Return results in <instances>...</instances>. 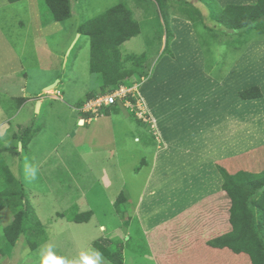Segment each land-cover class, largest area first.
<instances>
[{"label":"rangeland","instance_id":"obj_1","mask_svg":"<svg viewBox=\"0 0 264 264\" xmlns=\"http://www.w3.org/2000/svg\"><path fill=\"white\" fill-rule=\"evenodd\" d=\"M121 1L71 0L72 17L34 37L27 9L30 2L38 6L37 0H0V14L27 73L34 74L36 86L49 83L22 111L24 76L0 81V156L48 235L34 252L21 236L14 247L4 248L0 264H111L94 248L98 240L121 242L122 264H249L246 255L208 244L230 229L218 165L231 174L260 173L264 147L247 154H204L210 161L201 167H196L204 162L201 154H189L195 144L215 143L210 127L217 105L223 112L245 102L238 93L248 82L228 85L229 93L217 98L213 83L193 84L194 61L220 82L236 66H264L237 62L243 55H264V36L224 31L198 0H123L142 31L124 43L122 55L146 52L149 58L142 76L121 84L136 100L127 97L130 106L118 100L89 120L81 108L103 84L90 72L89 38L78 33V26ZM181 8L193 23L174 15ZM195 57L200 59L188 60ZM251 72L248 78L264 89V73ZM26 130L34 133L28 149L21 140ZM120 194L125 201L119 213ZM75 204L81 212H93L88 223L59 217ZM11 218L9 210L0 211V235Z\"/></svg>","mask_w":264,"mask_h":264},{"label":"trees","instance_id":"obj_2","mask_svg":"<svg viewBox=\"0 0 264 264\" xmlns=\"http://www.w3.org/2000/svg\"><path fill=\"white\" fill-rule=\"evenodd\" d=\"M8 1L15 3L22 0ZM39 1L44 22L48 19L64 23L72 17L71 0ZM198 1L208 7L211 20L224 31L234 34L257 31L264 36V0H257L255 4H228L225 7L219 6L216 0ZM173 13L193 23L188 10L181 8ZM164 22L168 25L166 19ZM141 31L142 24L134 18L131 8L123 0L100 15L83 20L78 26V33L89 38L90 72L102 80L103 90L100 94L116 89L134 76H142L148 54L143 52L123 56L121 51L124 43L137 37ZM126 63L130 66L126 67ZM238 95L247 101L261 98L263 94L259 86H252L241 90ZM93 97L89 96L88 99ZM22 134L23 147L28 149L34 133L26 130ZM218 170L223 179L222 190L229 202L230 229L208 244L214 249L246 255L249 264H264V171L254 173L241 170L231 174L219 165ZM0 184V211L7 209L12 217L0 235V256H3L4 248L14 247L21 236L25 237L30 251H36L48 241L46 229L22 184L1 156ZM124 201V194H120L115 203L117 212H121ZM92 216V211L81 212L77 204L59 215L77 224L88 223ZM93 246L111 264L123 263L121 242L98 240Z\"/></svg>","mask_w":264,"mask_h":264},{"label":"crops","instance_id":"obj_3","mask_svg":"<svg viewBox=\"0 0 264 264\" xmlns=\"http://www.w3.org/2000/svg\"><path fill=\"white\" fill-rule=\"evenodd\" d=\"M6 2L10 3L8 0H6ZM218 2H221V7H225L228 4H255L257 0H243V3H229L228 0H218ZM30 3L31 4H29L27 9V13L30 16L29 27L33 30L34 37H38L39 35L49 31V29L53 27V24L58 22H51L48 19L44 22L40 1L37 0L38 6L33 4V2ZM6 23V16L4 14H0V81L17 76H24L26 87L22 89V93L25 101L20 106V110L23 111L28 108L32 101H35V99L42 94L49 83H42L37 86L34 84L35 82L32 79L34 74L27 73V69L29 67L23 61L21 52H19L13 38L9 35ZM19 25L25 26L26 24L19 22ZM195 59L200 58L195 57L189 58L188 60L193 62ZM237 62L245 64H252L254 62L257 64H263L264 55H243L241 60ZM194 64V68L196 69V78L194 81L196 82H193V84L203 85L206 83L208 86H211L213 83V85H216L217 87V98H219L221 93H229L228 85L233 86L232 84L245 82H248L246 84L248 87L260 85L259 87L264 95V89L262 88L263 85L259 82L257 83L251 81L248 78V76L252 75L251 71L254 72L253 74H259L258 71L264 73V66H256L253 68L250 65L236 66L227 77L219 82L205 74V72L202 71L201 65H196V61H194ZM200 64H202L201 61ZM261 100L262 98L247 100L245 102L239 101L236 105L233 104L234 106H232V110L227 107L225 110L224 108L222 109L223 112L220 111L221 105H217V119L214 123L212 122L210 127L211 132L214 135L215 143L212 141L206 145L201 144L199 146L200 148L197 144L191 147L189 154H201V157H203L202 159L204 160V162L201 161L197 164L196 167H201L207 165L206 163H209V159H207V162L205 161V155L209 158L215 154H247L250 151L264 147V108ZM37 105L38 104L36 103L34 104L35 109L38 108ZM242 115H244V117H242ZM82 121L84 120L82 119ZM200 126L202 127L203 124L200 123ZM4 129L6 128L4 127ZM169 150L170 148L165 150V152Z\"/></svg>","mask_w":264,"mask_h":264},{"label":"built area","instance_id":"obj_4","mask_svg":"<svg viewBox=\"0 0 264 264\" xmlns=\"http://www.w3.org/2000/svg\"><path fill=\"white\" fill-rule=\"evenodd\" d=\"M129 96L136 100L133 90L126 88L124 85H120L114 90H107L106 93L98 94L86 100L81 108V112L89 120H97L103 108L114 105L118 100H124L126 106H130L129 100H126Z\"/></svg>","mask_w":264,"mask_h":264},{"label":"bare ground","instance_id":"obj_5","mask_svg":"<svg viewBox=\"0 0 264 264\" xmlns=\"http://www.w3.org/2000/svg\"><path fill=\"white\" fill-rule=\"evenodd\" d=\"M79 125H80V126H82V125H83V121H82V120L80 121V124H79Z\"/></svg>","mask_w":264,"mask_h":264},{"label":"clouds","instance_id":"obj_6","mask_svg":"<svg viewBox=\"0 0 264 264\" xmlns=\"http://www.w3.org/2000/svg\"><path fill=\"white\" fill-rule=\"evenodd\" d=\"M88 264H92V262L91 261H88Z\"/></svg>","mask_w":264,"mask_h":264}]
</instances>
